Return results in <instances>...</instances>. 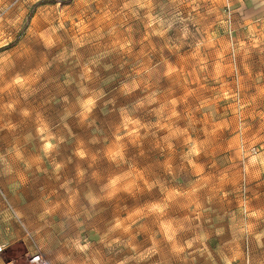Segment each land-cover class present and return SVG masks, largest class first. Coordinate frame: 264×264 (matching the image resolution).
I'll list each match as a JSON object with an SVG mask.
<instances>
[{
	"label": "rangeland",
	"instance_id": "374dc122",
	"mask_svg": "<svg viewBox=\"0 0 264 264\" xmlns=\"http://www.w3.org/2000/svg\"><path fill=\"white\" fill-rule=\"evenodd\" d=\"M0 240L264 264V0H0Z\"/></svg>",
	"mask_w": 264,
	"mask_h": 264
},
{
	"label": "built area",
	"instance_id": "2783aa9c",
	"mask_svg": "<svg viewBox=\"0 0 264 264\" xmlns=\"http://www.w3.org/2000/svg\"><path fill=\"white\" fill-rule=\"evenodd\" d=\"M2 246H0V252H2L5 247L4 244L1 242ZM25 264H50L44 254L41 251H36L35 253H31L26 258Z\"/></svg>",
	"mask_w": 264,
	"mask_h": 264
},
{
	"label": "crops",
	"instance_id": "0c3cea01",
	"mask_svg": "<svg viewBox=\"0 0 264 264\" xmlns=\"http://www.w3.org/2000/svg\"><path fill=\"white\" fill-rule=\"evenodd\" d=\"M1 261H3V260L1 259ZM2 263H5V262H2Z\"/></svg>",
	"mask_w": 264,
	"mask_h": 264
},
{
	"label": "bare ground",
	"instance_id": "6f19581e",
	"mask_svg": "<svg viewBox=\"0 0 264 264\" xmlns=\"http://www.w3.org/2000/svg\"><path fill=\"white\" fill-rule=\"evenodd\" d=\"M0 246H2L1 243H0Z\"/></svg>",
	"mask_w": 264,
	"mask_h": 264
}]
</instances>
